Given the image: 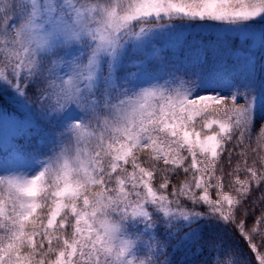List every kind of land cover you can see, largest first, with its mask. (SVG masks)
Returning a JSON list of instances; mask_svg holds the SVG:
<instances>
[{
	"label": "snow or ice",
	"instance_id": "obj_1",
	"mask_svg": "<svg viewBox=\"0 0 264 264\" xmlns=\"http://www.w3.org/2000/svg\"><path fill=\"white\" fill-rule=\"evenodd\" d=\"M186 33L238 67L161 55ZM257 47L264 0H0V264H264V160L222 167L264 134Z\"/></svg>",
	"mask_w": 264,
	"mask_h": 264
},
{
	"label": "trees",
	"instance_id": "obj_2",
	"mask_svg": "<svg viewBox=\"0 0 264 264\" xmlns=\"http://www.w3.org/2000/svg\"><path fill=\"white\" fill-rule=\"evenodd\" d=\"M197 51L202 53L209 65H214L220 60L227 61L229 67H238L239 61L233 57L229 58L230 47L226 42L217 41L216 36L212 34H202V35H187L185 37V42L176 47L173 50H165L162 55L168 58H190L192 55L196 54ZM254 63H255V70L257 74L258 80H264V48L257 47L254 51ZM9 94L0 92V106L5 107L7 110L13 111L15 106L12 105L11 101L8 99ZM259 124H257V129L251 131L250 136H246L243 144L244 154L241 155V147H236L235 151L233 152V157L231 162L229 163L227 156L222 164V167L225 171L231 172L232 168L239 162L240 167H244V161L247 160L249 165L253 164L254 160H264V139L259 132ZM199 130V128H197ZM235 141H233V145H229V148H233L235 145ZM141 156H146L147 153H141ZM162 166V165H161ZM220 175V172H217V176ZM240 179H245L246 177L241 172L239 174ZM185 177L181 170L178 179L173 180V184L179 185L184 181ZM235 179V176H233ZM227 183V181H226ZM155 185V182H154ZM226 190L230 192V194L235 195V188L228 186ZM212 197L215 198V191L211 193ZM200 210V209H197ZM245 210L248 213V223L245 225V230L252 228V217L254 216L259 221L261 217V213L264 212V193H253L252 199L248 200L243 208L241 209L240 214L237 215V223L243 221L245 219L244 212ZM192 227H196V225H192ZM161 230L164 232V228L160 227ZM189 229L184 228V231L180 233V236H184L188 233ZM258 231L264 233V225L258 224ZM179 239V237H177ZM227 239V237H225ZM264 240L260 235H257L253 239V243L259 245ZM173 243H176L174 240ZM181 251H183V246Z\"/></svg>",
	"mask_w": 264,
	"mask_h": 264
},
{
	"label": "rangeland",
	"instance_id": "obj_3",
	"mask_svg": "<svg viewBox=\"0 0 264 264\" xmlns=\"http://www.w3.org/2000/svg\"><path fill=\"white\" fill-rule=\"evenodd\" d=\"M190 34L195 35L196 33H186V34H185V37H186L187 35H190ZM204 34H206V33H204ZM208 34H209V33H208ZM212 35H215V34H212ZM158 46L162 47V49H163V51L161 52V55H162V53H163L165 50H167V51H168V50H173V49H175L176 47H178L179 45L173 47L171 44L166 43L165 41L161 40V41L159 42V45H158ZM132 71H135V70L133 69ZM8 99H9V101H11L12 105L15 106V108H16V105L13 103L12 98H11L10 95L8 96ZM0 110L7 111V112H12L11 110H7L5 107H1V106H0ZM157 234H158V236H160V235L163 234V231L161 230V228H158V229H157Z\"/></svg>",
	"mask_w": 264,
	"mask_h": 264
}]
</instances>
